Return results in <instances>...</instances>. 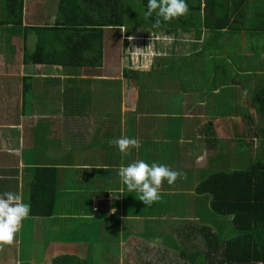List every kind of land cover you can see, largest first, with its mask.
Returning a JSON list of instances; mask_svg holds the SVG:
<instances>
[{
    "label": "crops",
    "instance_id": "crops-1",
    "mask_svg": "<svg viewBox=\"0 0 264 264\" xmlns=\"http://www.w3.org/2000/svg\"><path fill=\"white\" fill-rule=\"evenodd\" d=\"M34 1H37L35 5ZM53 1L26 0L25 6L29 3L33 6L35 19L29 21L30 17L24 16L25 24L52 25L57 13L53 10L49 13L47 9L54 5ZM42 5L46 6V12ZM41 10L45 13L38 14ZM11 28L18 29L0 25V45L13 52L16 46L12 43ZM164 36H172L174 40L173 34L150 35L159 40L153 49L155 58L148 69L141 70L149 71L156 61L164 63L163 58L169 56ZM21 48V75H25L18 79L23 82L17 97L14 95L15 105L7 104L4 94L0 93V193H18L31 208L13 243L0 245V264H21L22 258H33L37 248L27 253L25 247L41 240L45 245L43 252L47 255L50 252L48 261L66 254L81 258L95 251L100 254L103 246L107 250L101 259L106 257L108 264H134L135 261L137 264H182L179 251L172 249L171 244L188 252L196 248L206 251L208 247L201 234L203 227H211L213 232L217 229L222 233L220 236L231 237L235 231L230 225L232 216L216 217L210 211L211 195L196 191L202 181L213 173L248 170L252 166L251 180L257 185L253 192L264 195V108L251 105L239 108L245 96L252 99L253 94L264 93V65L259 62L264 60V49L259 59V55L253 56V50L252 55L247 54L251 47L234 48L230 50L234 51L232 60L227 61L222 57L229 49L220 53L218 46L213 50L215 55L206 52L203 56L211 63V78L208 74L211 88L207 87V80L201 83L202 80L191 79L187 80L186 89H173L163 98L141 100L138 91L142 106L138 111L135 105L132 127L126 132L123 127L119 128L118 134L115 131L110 135L112 139L133 137L140 141L141 147L121 153L114 146L111 157L109 153L103 154L108 143L104 137L107 133L98 132L89 120L100 112L95 100L103 90L99 86L102 81L95 80L101 78L85 79L78 73L82 69L94 75L97 69L24 65V38ZM170 56L175 57L170 61L179 58L177 54ZM213 58L218 62H212ZM250 58L254 65L251 70ZM209 62L205 60L204 65ZM195 67L202 69V66ZM254 72L260 73L261 78L252 82ZM24 77L30 78L24 80ZM25 82L31 85L27 95L22 88ZM95 83L99 86L97 89ZM41 88L45 100L39 103L36 90ZM192 98L196 101L194 108L190 107ZM245 113L248 115L244 117ZM70 119L76 120L75 127L69 126ZM131 158L164 164L181 175L172 185L162 182L158 190L160 198L145 206L139 200L140 194L129 192L118 175L119 168L129 164V160L123 159ZM34 183L44 185L47 194L52 196L42 208L48 212L53 210L51 216L31 214L33 191L41 190ZM237 193L231 192L235 196ZM166 237L174 240L166 243ZM157 238L160 243L152 245V240ZM112 247H119L118 255L111 253ZM155 250H158L156 254Z\"/></svg>",
    "mask_w": 264,
    "mask_h": 264
},
{
    "label": "trees",
    "instance_id": "trees-1",
    "mask_svg": "<svg viewBox=\"0 0 264 264\" xmlns=\"http://www.w3.org/2000/svg\"><path fill=\"white\" fill-rule=\"evenodd\" d=\"M59 2L54 23L41 25L25 24L26 0H0L3 8V17L0 12V25L23 28L24 65H54L62 69L102 68L106 29L121 31L124 28L128 34L139 31L145 41L152 34H173L174 37H178L180 32L206 31L211 38L206 40L201 54L196 53L198 57L217 50V43L224 31L236 32L241 29L240 20L248 19L246 14L254 15L250 18L247 30L256 34L264 33V0H186L188 11L169 22H161L159 27H154L155 14L147 18L144 16L147 0H59ZM31 41H34L33 46ZM186 56L179 55L178 60L174 61L164 57L161 67H153L149 71L126 67L123 70V77L138 82L141 100L153 99L154 96L163 98L168 91L187 88L185 81L180 79L181 75H178ZM216 61V58L212 59V62ZM28 78L30 77H24V80ZM206 80L207 87L211 88L208 86L209 79ZM29 87L31 88L30 83L25 82L23 85L25 95L28 94ZM253 95V101L248 96L251 99L250 103L245 96L239 108L244 106L249 108V105L264 108V93ZM141 106L142 102L137 107L138 111ZM246 115L248 113H245L244 117ZM262 164L264 172V163ZM252 168L251 166L248 170L213 173L198 185L196 191L199 194L211 195L210 211L216 217L232 216L230 225L235 231L233 236L228 237L220 236L211 228L203 227L201 234L208 247L206 251L196 248L195 251L188 252L186 248L177 249L171 244L172 248L179 251L182 264H258L264 261V195L253 192L257 185L251 180ZM34 186H40L41 190L33 191L31 214L51 216L53 210L48 212L42 208L52 196L47 194L41 183H34ZM232 191L238 192L237 195H232ZM35 207H38L36 211ZM171 241L172 239L169 240ZM100 248L103 253L95 251L93 254L87 253V257L83 258L66 254L48 261V258L44 260L45 257L34 255L33 258H22L21 264H108L106 257L101 259L106 255L104 252L107 247ZM110 250L111 253L115 252V255L119 254V247L117 249L112 247Z\"/></svg>",
    "mask_w": 264,
    "mask_h": 264
},
{
    "label": "rangeland",
    "instance_id": "rangeland-1",
    "mask_svg": "<svg viewBox=\"0 0 264 264\" xmlns=\"http://www.w3.org/2000/svg\"><path fill=\"white\" fill-rule=\"evenodd\" d=\"M36 3L37 1L32 2L33 5H35ZM53 3L54 5H49L47 9L49 10V13H51L52 10L57 13L59 9L58 7L60 2L57 3L54 0ZM32 8L33 6L30 3L29 5L27 4L25 6L24 16L26 19L30 17L29 21H34L35 19L34 16L32 15L34 12ZM42 9H44V11L46 12V6L42 5ZM44 11L41 10L38 12V14H42L41 12ZM0 12L3 17V8L1 4H0ZM246 16L248 19L240 20L241 29L236 31V33L232 31H224L222 36L220 37L218 41V46H220L221 49H218V51L222 53L223 50L229 49V51L225 54V56L222 57V60L224 61L232 60L234 51H230V50L244 46L251 47L249 53L247 54L252 55V53L250 52H252L253 50L254 51L253 56L259 55V59H261V55L263 56L261 52L264 49V33L256 34L253 33V31H248L247 29L250 26V18H253L254 15L246 14ZM105 31H106L105 51H104V61L102 68L97 69L94 75L93 74L88 75L82 69H80L78 73L80 74L79 75L80 77H84L85 79H87V77H92V76H95V78H97V76L101 78L99 80L97 78L96 79L97 81L95 80L96 83H98V81H102L101 84L99 85L103 88L98 98L100 101L98 99L95 100V106L100 108V112H96L95 117L89 120L92 121L91 126L97 128L98 132L102 133L103 131L107 133L104 134V137L108 142V140L112 139L110 134L113 135L116 132L118 134L117 129L119 128L122 129L123 127V131L126 132L127 130L130 129V127H132L135 119V113H134L136 109L135 105L137 106L141 102L138 101V91H139L138 82L125 79L123 77V70L126 67L127 68L130 67L138 70L140 69L139 71H145V70H141V68L146 69L147 67L150 66L151 63H153L152 59L155 58L153 49L155 48V46H157L159 40L153 39V37H148V39L145 41L140 32L134 34H128L126 29H122L121 31L106 29ZM11 32L14 34V37L12 38L13 40L12 43H14V45L16 46L13 48L14 51L13 52L8 51L10 48L8 49V47L0 45V93L4 94L3 99L6 100L7 104L15 105L16 97L19 92L18 89H21V84L23 82L22 80L19 81L18 79H22L21 78L22 75H25V74L21 75L22 66H23L21 45H22V38H24V33L22 27L18 29L11 28ZM204 32L205 33H203V31H200V33L180 32L178 34V37L173 36L174 40H172V36L170 37L164 36L163 38V42H165V46H167V51L170 49L167 52L169 56L166 57V59H173L170 55H176V54L187 55L186 60H184L183 62L184 65L182 67V70L178 74L179 76L181 75L180 79L185 80V83L188 82L187 80L191 81V79H197L202 81L209 79L207 75L208 73L209 75L211 73V69H209L211 63L209 62L208 57H204L202 55L201 57L196 58L197 56L196 53H199L200 49L204 48L206 40L208 38H211L210 34L206 33V31ZM6 33L7 32L5 31V34ZM171 43H173V46ZM33 44L34 41H31V46H33ZM211 52L213 53V55H215V52L213 50ZM262 59H264V57ZM205 60L209 62L206 65H204ZM249 61L251 62H249L248 67L251 70L254 68L252 58H250ZM259 62L262 65H264V60ZM158 63H160V67H161L162 60L160 62L156 61L154 63L155 68H158ZM195 66H202V69L196 68ZM28 69L29 68H25V71L26 72L29 71ZM235 70H238V67H235ZM186 72L188 73L187 75ZM251 77H252L251 78L252 82H255L259 78H261V74L257 72L253 74ZM17 81L19 82L18 85H15ZM103 81L106 82L104 83ZM12 83L14 84V86H12L13 85ZM96 83H95V89L99 87L96 85ZM36 91L37 93H39V98H37L36 101L39 103L43 102L45 98H43L42 95L43 92L42 88L41 90L39 89ZM131 91L133 93L128 95L127 93H130ZM233 91L236 92V88ZM15 94L16 97L13 100ZM195 102L196 101L192 98L193 104L190 105L191 108H194ZM3 103L5 102L3 101ZM125 106L127 107L125 108ZM92 109H93L92 107L89 108L90 111ZM69 126L75 127L76 120L70 119ZM97 131H95V136L98 134ZM96 151L97 149H95V152ZM108 153L111 157H113L114 146H109V144L107 143L103 148V154L107 156ZM126 160H129V163H132L137 159L134 158L123 159V161ZM214 231L218 233L217 232L218 230L215 228ZM77 233L80 234L81 232L77 231ZM218 234L220 235L222 233H218ZM171 239L174 240V237H166L164 241L166 240L167 241L166 243H168L169 240ZM225 239H227V237H225ZM41 241H37L29 246H26L25 249L27 253H30L36 247L37 250L34 254L40 258L45 257L44 258L45 260L50 255V252L48 253V255L46 251L43 252V248L45 245ZM152 242H153L152 245L160 243V241L155 243L156 240H152ZM22 247L24 248V245ZM163 248L164 246H162L161 249ZM172 249H176V248H172ZM157 252L158 250L154 251L155 254ZM128 261L132 263L130 258L128 259ZM133 263L137 264L136 261Z\"/></svg>",
    "mask_w": 264,
    "mask_h": 264
},
{
    "label": "clouds",
    "instance_id": "clouds-1",
    "mask_svg": "<svg viewBox=\"0 0 264 264\" xmlns=\"http://www.w3.org/2000/svg\"><path fill=\"white\" fill-rule=\"evenodd\" d=\"M188 11L186 0H147L144 16L152 17L155 14L154 27L161 22L184 15ZM109 146H115L121 153L134 148L139 150L140 141L128 136H121L108 140ZM118 175L129 192H138L139 200L145 206L157 201L159 188L162 182L172 185L181 174L164 164L144 160H136L127 166H121ZM31 205L22 200L18 193H0V245H10L19 231L22 222L29 218ZM115 212V209H112ZM158 241V238L156 240ZM264 264V261L258 262Z\"/></svg>",
    "mask_w": 264,
    "mask_h": 264
}]
</instances>
